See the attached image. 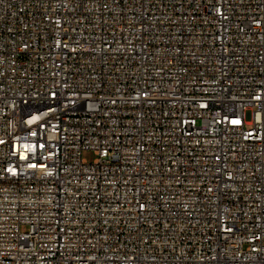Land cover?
Masks as SVG:
<instances>
[{
  "label": "built area",
  "instance_id": "1",
  "mask_svg": "<svg viewBox=\"0 0 264 264\" xmlns=\"http://www.w3.org/2000/svg\"><path fill=\"white\" fill-rule=\"evenodd\" d=\"M0 264H264V0H0Z\"/></svg>",
  "mask_w": 264,
  "mask_h": 264
},
{
  "label": "rangeland",
  "instance_id": "2",
  "mask_svg": "<svg viewBox=\"0 0 264 264\" xmlns=\"http://www.w3.org/2000/svg\"><path fill=\"white\" fill-rule=\"evenodd\" d=\"M85 158H86L87 160L91 161V160L93 159V155H92V154H87V155L85 156Z\"/></svg>",
  "mask_w": 264,
  "mask_h": 264
}]
</instances>
